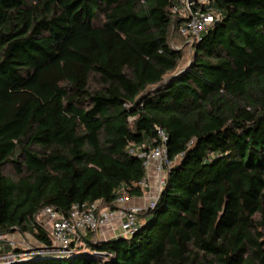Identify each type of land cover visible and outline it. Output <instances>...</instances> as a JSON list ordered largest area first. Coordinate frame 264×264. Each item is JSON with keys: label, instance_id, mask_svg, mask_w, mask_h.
Masks as SVG:
<instances>
[{"label": "trees", "instance_id": "16d2710c", "mask_svg": "<svg viewBox=\"0 0 264 264\" xmlns=\"http://www.w3.org/2000/svg\"><path fill=\"white\" fill-rule=\"evenodd\" d=\"M177 3L0 0V233L143 196L160 129L172 160L133 234L8 264H264V0H212L189 58Z\"/></svg>", "mask_w": 264, "mask_h": 264}, {"label": "built area", "instance_id": "2783aa9c", "mask_svg": "<svg viewBox=\"0 0 264 264\" xmlns=\"http://www.w3.org/2000/svg\"><path fill=\"white\" fill-rule=\"evenodd\" d=\"M211 3L212 0H178L177 5L172 8L174 17L181 19L178 25L179 33L188 37L191 43L198 39L201 33L207 30L219 16ZM159 136L160 142L156 146L149 149H144L143 146L131 149L143 159L146 171L153 168L156 174V195L149 199L145 206L131 204L128 196L120 195L115 202V209L100 207L98 202L90 205L75 203L67 214L53 206L41 209L37 216L43 219L45 224L43 226L49 231L52 241V245L44 252L65 253L68 251L70 242L75 238H80V233L84 230L98 232L116 221L120 229L117 235L129 236L134 233L138 226V214L143 209L155 205L172 164L166 145L168 136L162 129L159 130ZM139 184L147 190L150 187L147 177ZM17 249L18 245L11 233H0V264L11 263L36 252L26 251V249L18 251Z\"/></svg>", "mask_w": 264, "mask_h": 264}, {"label": "rangeland", "instance_id": "374dc122", "mask_svg": "<svg viewBox=\"0 0 264 264\" xmlns=\"http://www.w3.org/2000/svg\"><path fill=\"white\" fill-rule=\"evenodd\" d=\"M176 43L177 41H180V44H178L177 48H183L185 49L186 52V58H189L191 56V51H192V43L188 38H181L180 40L177 39V37L174 40ZM182 66H185V62ZM184 68V67H183ZM156 187V184H155ZM36 221L42 225H45L43 222V219L40 218L39 216H36ZM118 233V232H117ZM12 236L15 238L16 244L18 247L22 249H26V251H41L43 252L44 250H41L39 247L40 244L37 241L36 237L34 236L33 232L31 231H26L25 233L16 230L15 232L12 233ZM40 249V250H39Z\"/></svg>", "mask_w": 264, "mask_h": 264}, {"label": "crops", "instance_id": "0c3cea01", "mask_svg": "<svg viewBox=\"0 0 264 264\" xmlns=\"http://www.w3.org/2000/svg\"><path fill=\"white\" fill-rule=\"evenodd\" d=\"M147 178L150 183L149 189L144 193L141 197H131L130 203L139 205V206H145L149 199L153 198L156 195V174L153 170V168L149 169L147 171ZM120 229L118 228V222H114L112 225L106 226L99 230L97 232L98 236L100 238H109L117 235V232L119 233ZM115 232V233H114Z\"/></svg>", "mask_w": 264, "mask_h": 264}, {"label": "water", "instance_id": "95a60500", "mask_svg": "<svg viewBox=\"0 0 264 264\" xmlns=\"http://www.w3.org/2000/svg\"><path fill=\"white\" fill-rule=\"evenodd\" d=\"M141 97H139V99H140Z\"/></svg>", "mask_w": 264, "mask_h": 264}]
</instances>
